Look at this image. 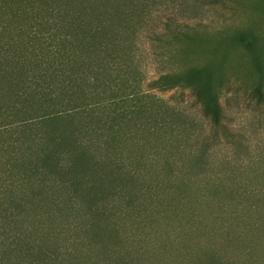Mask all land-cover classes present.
<instances>
[{
  "label": "rangeland",
  "instance_id": "obj_1",
  "mask_svg": "<svg viewBox=\"0 0 264 264\" xmlns=\"http://www.w3.org/2000/svg\"><path fill=\"white\" fill-rule=\"evenodd\" d=\"M173 1L134 36L144 86L171 64L184 86L153 91L180 119L175 132L168 126L169 134L145 137L149 168L126 179L90 172L93 187L82 184L77 196L45 195L42 207L30 195L19 223L10 202L0 214L8 229L18 224L46 249L66 245L63 264H110L113 254V264H264V0ZM168 22L196 29L167 45L178 59L162 64L154 50L156 37L170 32ZM196 92L206 103L218 98L220 124ZM55 201L65 204L60 209ZM153 204L154 220L116 216L123 207Z\"/></svg>",
  "mask_w": 264,
  "mask_h": 264
},
{
  "label": "trees",
  "instance_id": "obj_2",
  "mask_svg": "<svg viewBox=\"0 0 264 264\" xmlns=\"http://www.w3.org/2000/svg\"><path fill=\"white\" fill-rule=\"evenodd\" d=\"M165 1L0 0V214L10 202L19 223L30 195L42 207L45 195L77 196L82 184L93 187V179L86 181L90 172L100 180L126 179L149 168L141 154L147 139L168 128L175 132L180 119L153 93L184 87L177 64L170 63L178 57L167 45L188 40L196 29L167 23L171 30L156 37L154 55L171 67L145 87L134 36ZM188 84L195 88L194 81ZM196 95L220 124L218 98L206 103ZM63 204L55 201L60 209ZM152 206L123 207L116 216L154 220ZM5 219L0 217V264L64 263L66 245L46 249L18 224L8 229Z\"/></svg>",
  "mask_w": 264,
  "mask_h": 264
}]
</instances>
